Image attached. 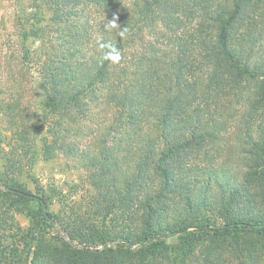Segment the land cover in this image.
I'll list each match as a JSON object with an SVG mask.
<instances>
[{"label": "trees", "instance_id": "16d2710c", "mask_svg": "<svg viewBox=\"0 0 264 264\" xmlns=\"http://www.w3.org/2000/svg\"><path fill=\"white\" fill-rule=\"evenodd\" d=\"M22 3L19 72L9 71L12 97L0 100V142L10 135L0 151V264H183L200 245L241 238L264 252V0ZM108 41L119 62L103 59ZM30 68L43 85L40 113L20 99ZM236 104L237 167L201 166L202 151L239 120ZM60 155L87 173L103 218L65 222L66 237L46 192L20 180L38 158Z\"/></svg>", "mask_w": 264, "mask_h": 264}, {"label": "rangeland", "instance_id": "374dc122", "mask_svg": "<svg viewBox=\"0 0 264 264\" xmlns=\"http://www.w3.org/2000/svg\"><path fill=\"white\" fill-rule=\"evenodd\" d=\"M23 1L28 0H0V100H10L12 97L9 90L11 82L8 78L9 71L18 70L17 73L19 72V67L16 63L20 62L21 58L22 38L20 30L16 28V21ZM27 46L35 48L39 46V43L32 40ZM27 78L29 90L22 92L20 99L31 108L30 110L33 113H40L43 111L42 104L44 100L41 79L35 69H31ZM105 110L103 105L95 109L96 121L100 120L101 123L106 118L107 113ZM262 111L263 109H261V113ZM242 112V106L236 104L233 108L232 116L239 120H230L226 138L216 143L210 142L207 148L202 151V155L199 158L201 166L210 163L211 160L215 164L217 162L218 164L229 162L232 164L231 169H234L235 166L237 167L239 152L236 149L235 133L239 130V126H244L239 124ZM1 126L6 128L5 124H1ZM45 132L46 128L36 138L37 150L40 149L41 139ZM9 140L10 135L3 132L0 151L2 149L9 150ZM215 146L218 148V152H213L211 147ZM208 150L210 153H207ZM204 154L209 155L206 162ZM20 180L34 193L41 190L46 192L50 210L59 216V223L54 228L56 234L66 237L62 229L65 222L80 220V218L88 220L89 223L102 225L103 218L96 214L95 208L91 204L94 191L87 182V173L76 162H72L62 155L52 161H44L38 158L33 168L27 169L20 177ZM17 219L22 226L27 227L29 225V220L25 216H18ZM172 240V237L168 239L169 242ZM228 243L230 244L226 248L216 249H210L209 244L200 245L183 264H264V252L261 251L260 254L259 252L255 253V250L247 249L245 240L242 238L230 240ZM256 245L261 247V245ZM99 249H102V247Z\"/></svg>", "mask_w": 264, "mask_h": 264}, {"label": "clouds", "instance_id": "9594fccd", "mask_svg": "<svg viewBox=\"0 0 264 264\" xmlns=\"http://www.w3.org/2000/svg\"><path fill=\"white\" fill-rule=\"evenodd\" d=\"M107 28H116L117 23L115 20L109 22L108 25H106ZM123 31H121L120 35L123 36ZM99 47L101 49H108V52L103 56V59L110 60L111 62H119L121 60V53L119 49H117L112 42H99Z\"/></svg>", "mask_w": 264, "mask_h": 264}]
</instances>
